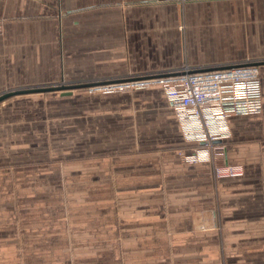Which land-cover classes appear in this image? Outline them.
Masks as SVG:
<instances>
[{
	"label": "crops",
	"instance_id": "crops-1",
	"mask_svg": "<svg viewBox=\"0 0 264 264\" xmlns=\"http://www.w3.org/2000/svg\"><path fill=\"white\" fill-rule=\"evenodd\" d=\"M152 1L0 0L11 5L0 8L2 79L41 86L64 76L85 84L169 71L184 60L201 69L227 66L253 59V42L263 43L264 57V0H186L182 12ZM260 71L264 98V66ZM170 111L177 147L191 146ZM228 124L224 164L251 159L239 178L215 179L210 163L185 164L172 151L162 166L153 161L115 169L122 175L118 183L147 186V192L118 195L113 204L104 194H70L65 200L33 191L43 186L38 183L58 181L50 177L56 167L50 162L22 168L16 176L27 181L20 193L26 225L14 250L10 243L0 251V264H181L205 248L210 252L193 258L195 264H234L242 258L238 249L262 250L264 259V100L261 113L232 116ZM5 174L0 185L11 182V172ZM216 197L231 214L224 235L234 252L223 256L219 233L198 230L209 223V211L217 219ZM12 202L10 197L0 208L9 211Z\"/></svg>",
	"mask_w": 264,
	"mask_h": 264
},
{
	"label": "rangeland",
	"instance_id": "rangeland-1",
	"mask_svg": "<svg viewBox=\"0 0 264 264\" xmlns=\"http://www.w3.org/2000/svg\"><path fill=\"white\" fill-rule=\"evenodd\" d=\"M184 4L174 6L182 12ZM2 7L8 10L11 5H0V8ZM61 12L64 13L62 9ZM4 20L5 18L0 17L1 30ZM250 44V57L253 59L247 61L264 62L263 43ZM185 45L183 39L182 46L185 47ZM81 47L83 48V44ZM82 64L83 61H77V65L82 66ZM182 64L187 63L184 60L179 66ZM78 82L80 81H69L63 76L55 83L34 86L24 83L14 84L3 80L0 75V94L17 89L69 85ZM81 82L84 83L86 80ZM20 99L24 101L28 99L29 102H19ZM9 103L13 104L9 105ZM170 113V108L158 87L109 95L102 92H90L89 88H85L73 90L72 95L65 98L60 92H49L15 96L0 103V177L11 172V182L0 185V205L10 197L13 200L9 211L5 212V208H0V251H3V247L10 243L14 244V250L16 244L21 241L20 231L26 225L27 216L25 209L21 207L20 193H23L26 188L27 181L20 179L21 174L16 176L22 168L29 166L41 168L50 162L56 167V172L54 171L55 173L53 172L54 174L50 177L58 181L54 182V185H51L50 180L38 183L44 187L36 186L33 191L60 194L65 200L70 194H104L113 204H117L116 196L135 192L146 193L147 186L118 183V177L122 175L117 176L115 169L131 167L137 163L148 164L153 161L157 163L156 165L162 166L167 161L169 152H177L181 157V151L184 152L193 147L192 145L177 147L179 140L175 134ZM257 142L259 143L258 140ZM227 144L223 143L225 152ZM51 148L53 152H50ZM224 157L225 153L217 159L215 165H225ZM247 162H251L249 155L246 161L240 163L242 165L233 166H241L244 175L243 165ZM212 175L215 179H221L215 176L213 165ZM31 184L35 186L34 183ZM160 189L162 193V188ZM259 191V195L263 193L261 192L263 184L259 186ZM215 204L217 219H213L209 211L206 218L209 223H202L198 230L219 233V252L223 256L222 253L225 250L228 253L234 252L227 247L229 246L228 236L224 235L231 214L223 210V204L219 203L217 197ZM67 205L68 201L65 203L66 207ZM64 218L65 215H63ZM258 218L263 221V217ZM119 237L120 235L117 241L121 244ZM186 252L191 254L190 250ZM204 252L210 251L206 248L200 251L202 254ZM249 252L250 250L238 249L236 254L242 258L234 259V264H264L262 250L254 254ZM200 253L192 254L187 263L181 264H195L193 258ZM123 256L126 257L125 254Z\"/></svg>",
	"mask_w": 264,
	"mask_h": 264
},
{
	"label": "built area",
	"instance_id": "built-area-1",
	"mask_svg": "<svg viewBox=\"0 0 264 264\" xmlns=\"http://www.w3.org/2000/svg\"><path fill=\"white\" fill-rule=\"evenodd\" d=\"M186 0H153L183 5ZM1 32V23H0ZM245 61L227 66L197 68L188 64L163 72L130 75L94 83L90 92L114 94L160 87L179 124L184 141L193 147L181 151L185 164L207 162L217 178L243 175L241 166H216L224 156L223 143L231 136L232 116L259 114L263 108L260 66ZM214 68V70L206 69Z\"/></svg>",
	"mask_w": 264,
	"mask_h": 264
},
{
	"label": "water",
	"instance_id": "water-1",
	"mask_svg": "<svg viewBox=\"0 0 264 264\" xmlns=\"http://www.w3.org/2000/svg\"><path fill=\"white\" fill-rule=\"evenodd\" d=\"M256 65L262 66L264 62H257ZM214 70V68L206 69ZM94 85V83H85V84H69V85H56V86H49V87H32L26 89H17L13 91H9L6 93L0 94V103L15 97V96H22V95H29V94H36V93H49V92H60L62 96H69L73 90L84 89Z\"/></svg>",
	"mask_w": 264,
	"mask_h": 264
}]
</instances>
